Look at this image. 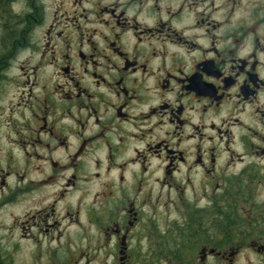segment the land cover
Returning <instances> with one entry per match:
<instances>
[{
	"label": "flooded vegetation",
	"instance_id": "af4514ba",
	"mask_svg": "<svg viewBox=\"0 0 264 264\" xmlns=\"http://www.w3.org/2000/svg\"><path fill=\"white\" fill-rule=\"evenodd\" d=\"M24 52L34 79L4 104V155H55L69 175L0 233V264L23 254L14 234L31 245L21 264H215L240 223L264 236V0H0V86ZM92 177L110 178L75 202L84 220L55 216ZM31 190L22 179L0 208Z\"/></svg>",
	"mask_w": 264,
	"mask_h": 264
},
{
	"label": "rangeland",
	"instance_id": "374dc122",
	"mask_svg": "<svg viewBox=\"0 0 264 264\" xmlns=\"http://www.w3.org/2000/svg\"><path fill=\"white\" fill-rule=\"evenodd\" d=\"M35 62L36 58L33 53L24 52L21 54L14 64V69L18 70L19 73L14 70L10 71L13 78H9V82L0 86V121L6 119L4 104L13 97H20L23 92L27 91L26 83L28 79L33 81L35 73L33 68ZM51 74H54V71L51 68H43L41 70V76L37 75L40 83L39 87L41 85H46L44 83H48L52 80L54 75ZM18 75L20 76L18 77ZM11 140L8 136H4V129L0 128V197H2L3 193L10 188L16 187V184L21 182L22 179L23 182L30 184L32 190L18 199L16 204L13 203L0 208V233H5L4 237H6V234L10 236V233L22 231V225L18 222L23 221V216H26L25 219L27 221H32V211L36 208L43 207V204H45V202H47L52 196V193L58 192L59 186L64 183V180L69 175L67 169H62L66 168V163L68 161L57 159L55 155H53V159L50 161L53 162V165L54 162L60 164L54 166H49L42 162L41 159L35 160L34 163L29 159H23L20 155L19 149H14V151L10 152V155L5 156L4 152L9 147L6 142H11ZM38 153L39 156H41L40 154H44L42 151H39ZM25 167H28L29 170H25ZM128 175L124 176V178L127 179V181H130ZM155 177L156 176H154L153 179H155ZM109 178L110 177H102L97 180L92 177V181L87 183V190L85 192H82L86 187L83 184L81 191H70L68 194H65L64 198L60 197V201L56 204L55 216H59L62 211H67L66 222L70 223L73 219L79 218L83 221L84 210L82 212V209L80 208L81 213L74 214V211L77 210L75 202L80 201V199H85V196H87L86 200L90 205L91 199L92 201L95 199L93 194L97 193L99 190L101 191L99 185L102 180ZM259 214V209L255 208L254 215ZM216 219L217 225L224 226V228L220 227L216 229V231H221L223 233L225 230V224H223L224 222L219 223L218 217H216ZM250 224L251 223L247 222L240 223L241 227H238L237 229L241 234L237 233L238 237L234 235L232 236V239H228L227 237L224 238L222 236L216 237V248L221 249L220 243H225L227 240H229L228 243H230V245L227 248V258L225 257L224 261L216 258L215 264H218V262L223 264H264V246H262L264 244V236L252 237L248 235L246 239H244L245 235L252 231ZM254 225L255 224H253V227H255ZM11 239H9V241L6 240L9 242L8 249L13 247V243H15L16 247H18V251H22L23 254H17L15 257V264H21L23 262L21 256L27 254L30 250V241L25 242L26 245H23L22 242H18L15 234L14 236H11ZM244 240L250 241V244L254 243L257 249H260V254L256 252L257 250H251L248 245L245 246V243H243ZM196 242L199 244V248H201V244L204 243L202 239L196 240ZM236 249H238V251H235ZM184 257H186V254ZM195 258L198 262V258ZM204 262L207 263L208 258ZM209 262L211 263L212 260L210 259Z\"/></svg>",
	"mask_w": 264,
	"mask_h": 264
},
{
	"label": "trees",
	"instance_id": "16d2710c",
	"mask_svg": "<svg viewBox=\"0 0 264 264\" xmlns=\"http://www.w3.org/2000/svg\"><path fill=\"white\" fill-rule=\"evenodd\" d=\"M223 224H224V223H223ZM220 227H221V228H224L223 225L219 226V224H218V225H217V229L220 228Z\"/></svg>",
	"mask_w": 264,
	"mask_h": 264
}]
</instances>
